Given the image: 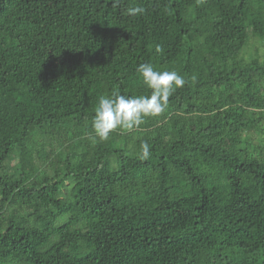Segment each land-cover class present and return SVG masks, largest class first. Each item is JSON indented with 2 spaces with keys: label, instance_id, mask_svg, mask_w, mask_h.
Masks as SVG:
<instances>
[{
  "label": "trees",
  "instance_id": "obj_1",
  "mask_svg": "<svg viewBox=\"0 0 264 264\" xmlns=\"http://www.w3.org/2000/svg\"><path fill=\"white\" fill-rule=\"evenodd\" d=\"M144 63L184 87L99 141ZM0 264H264V0H0Z\"/></svg>",
  "mask_w": 264,
  "mask_h": 264
},
{
  "label": "clouds",
  "instance_id": "obj_2",
  "mask_svg": "<svg viewBox=\"0 0 264 264\" xmlns=\"http://www.w3.org/2000/svg\"><path fill=\"white\" fill-rule=\"evenodd\" d=\"M146 10L141 6L127 9L129 16H139ZM157 52L161 51L159 47ZM137 72L143 79V83L151 90L149 96H125L114 90L111 96H100L92 127L99 141H107L110 133L117 129L129 131L138 129L146 122L147 118H154L162 114L168 108L170 96L186 81L176 71H159L151 63L140 64ZM192 82H196L193 76ZM142 159L150 156V145L144 141L140 145Z\"/></svg>",
  "mask_w": 264,
  "mask_h": 264
},
{
  "label": "rangeland",
  "instance_id": "obj_3",
  "mask_svg": "<svg viewBox=\"0 0 264 264\" xmlns=\"http://www.w3.org/2000/svg\"><path fill=\"white\" fill-rule=\"evenodd\" d=\"M16 165H17L16 160H11V161L7 162V166L9 167V173H13L14 172V169H15Z\"/></svg>",
  "mask_w": 264,
  "mask_h": 264
},
{
  "label": "bare ground",
  "instance_id": "obj_4",
  "mask_svg": "<svg viewBox=\"0 0 264 264\" xmlns=\"http://www.w3.org/2000/svg\"><path fill=\"white\" fill-rule=\"evenodd\" d=\"M228 129V128H227ZM160 137V136H159Z\"/></svg>",
  "mask_w": 264,
  "mask_h": 264
}]
</instances>
